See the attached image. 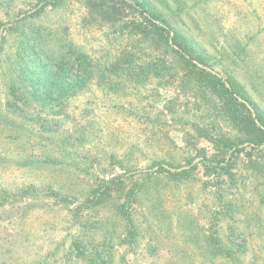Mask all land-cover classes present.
Returning <instances> with one entry per match:
<instances>
[{
  "label": "rangeland",
  "instance_id": "rangeland-1",
  "mask_svg": "<svg viewBox=\"0 0 264 264\" xmlns=\"http://www.w3.org/2000/svg\"><path fill=\"white\" fill-rule=\"evenodd\" d=\"M44 1L0 0V264H90L107 233L111 264H208L213 233L234 239L244 264H264V167L248 158L264 146L245 141L172 49L135 33L137 12L114 24L84 0L42 10ZM146 1L207 66L194 63L235 84L244 112L264 119V0ZM44 33L101 70L59 114L22 121L5 104L10 86L24 87L15 60L23 38L45 43ZM219 139L244 151L220 150Z\"/></svg>",
  "mask_w": 264,
  "mask_h": 264
},
{
  "label": "trees",
  "instance_id": "trees-1",
  "mask_svg": "<svg viewBox=\"0 0 264 264\" xmlns=\"http://www.w3.org/2000/svg\"><path fill=\"white\" fill-rule=\"evenodd\" d=\"M58 1L45 0L42 10L48 6H52V4L54 6ZM84 3L94 15L114 24L124 21L129 12H137L141 20L133 21L132 26L135 29V33L142 35L145 39L155 38L162 46L172 49L175 59L180 62L182 61L190 68V74L188 75L194 77L197 82L206 86L212 93H215L224 101L230 117L239 125L238 129L246 136L245 141L252 144L254 150L264 146V129L258 127L256 123L260 122L264 126L262 115L257 113L255 117L251 110L244 112L246 105L239 98H243L247 102L248 99L242 91L237 89L235 84L228 86L218 74L209 71L205 67H199L194 63V61H197L207 66L206 60L202 55L196 54L190 43L179 31L170 30V25L166 23L161 13L154 6L146 0H84ZM44 35L48 39L45 43H41V41H37L36 39V43H33L29 38L25 40L23 38L22 50L18 51V56L15 60V63L18 65V75L24 87L15 88L10 86L8 100L5 104L10 112L20 117L22 121L25 119L28 121L40 120L38 117L43 115L42 112L44 111L59 114L64 109V101L73 96L72 94L77 92V88L87 84L88 80H91L94 72L93 69H97V71L101 70L100 66L93 65L92 60L85 53L74 50L57 35L56 48L52 47L56 46L54 42H51V40H54L51 37L53 34L44 33ZM59 42L62 43L63 50L60 49ZM46 45H49L51 49H43ZM123 56L126 62H131L132 55L130 51L125 52ZM73 62L81 69L76 75H73V70L76 68ZM112 68L114 70L116 64ZM100 72L103 73L102 71ZM31 103L32 106L29 107ZM32 108L34 110L33 115L27 112L28 109ZM253 108L258 112L256 107ZM44 123L45 126L50 122L45 121ZM211 141L215 142L214 139H211ZM219 143L221 146L220 150L235 147L236 153L240 154L244 151V149L239 147L243 143L242 140L235 144L229 140L219 139ZM257 156L259 158L255 159L256 162L253 161V158ZM248 158L254 170L255 167H264V164H262L264 163V149L261 150L260 154L253 155V153H248ZM189 172V170H184L174 175L177 178H185ZM227 173L230 172L227 171ZM107 190H109V187L105 188L103 192L97 191L96 194L104 196ZM102 199H98L97 203L102 202ZM109 235H112V233H107L106 240H104L107 241V245L101 250L96 248L91 254L90 264L112 263L113 256L111 250L113 249V241ZM104 241L103 244H105ZM235 244L234 239L231 238L229 245H224L223 240L218 238L217 235L214 233L210 234L207 237V252L209 254L205 256L204 261L208 264H244L236 257L237 249H235ZM182 263V261H175L171 264ZM41 264H47V261ZM65 264L68 263L65 262Z\"/></svg>",
  "mask_w": 264,
  "mask_h": 264
}]
</instances>
